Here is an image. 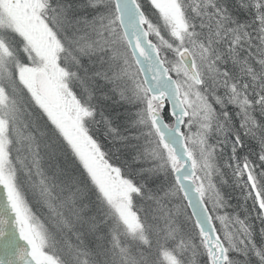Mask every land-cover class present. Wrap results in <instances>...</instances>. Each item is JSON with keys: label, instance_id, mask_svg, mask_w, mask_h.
Masks as SVG:
<instances>
[{"label": "snow or ice", "instance_id": "obj_1", "mask_svg": "<svg viewBox=\"0 0 264 264\" xmlns=\"http://www.w3.org/2000/svg\"><path fill=\"white\" fill-rule=\"evenodd\" d=\"M0 264H264V0H0Z\"/></svg>", "mask_w": 264, "mask_h": 264}]
</instances>
